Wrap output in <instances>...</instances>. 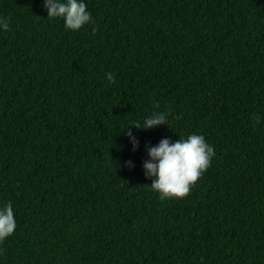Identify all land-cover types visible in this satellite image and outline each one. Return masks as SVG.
Segmentation results:
<instances>
[{
	"label": "trees",
	"instance_id": "1",
	"mask_svg": "<svg viewBox=\"0 0 264 264\" xmlns=\"http://www.w3.org/2000/svg\"><path fill=\"white\" fill-rule=\"evenodd\" d=\"M85 3L71 31L43 0H0V204L17 225L0 264H264V0ZM154 111L168 125L132 128L133 151L125 128ZM189 134L215 155L162 200L146 147Z\"/></svg>",
	"mask_w": 264,
	"mask_h": 264
},
{
	"label": "clouds",
	"instance_id": "2",
	"mask_svg": "<svg viewBox=\"0 0 264 264\" xmlns=\"http://www.w3.org/2000/svg\"><path fill=\"white\" fill-rule=\"evenodd\" d=\"M43 8L47 18L61 19L65 29L78 31L92 22L91 13L87 10L85 0H43ZM9 30V20L0 16V31ZM105 78L111 83L114 76L105 73ZM158 107V105H157ZM170 113L152 112L142 122L126 127L125 132L131 148L135 151L139 147V140L133 134L132 128L149 130L153 127L167 124ZM256 124H260L261 117H251ZM168 125V124H167ZM147 159L142 163L146 178L151 179L148 186L159 194L160 199L182 198L186 196L197 179L210 165L215 155V148L206 142L203 135L189 134L186 138L171 141L162 138L155 146L146 147ZM128 164L134 167L129 161ZM14 209L10 202L0 204V242L9 237L16 228Z\"/></svg>",
	"mask_w": 264,
	"mask_h": 264
}]
</instances>
